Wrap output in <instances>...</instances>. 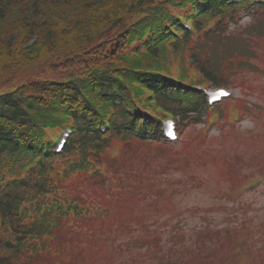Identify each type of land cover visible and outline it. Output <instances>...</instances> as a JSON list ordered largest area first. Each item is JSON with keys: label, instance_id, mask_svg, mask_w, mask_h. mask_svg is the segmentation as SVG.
Listing matches in <instances>:
<instances>
[{"label": "trees", "instance_id": "16d2710c", "mask_svg": "<svg viewBox=\"0 0 264 264\" xmlns=\"http://www.w3.org/2000/svg\"><path fill=\"white\" fill-rule=\"evenodd\" d=\"M190 12L199 13L198 34L217 25L197 40L188 33L178 40L173 31L184 32L180 15ZM263 54L264 0H0V264L77 263L97 241L99 231L88 224H108L117 216L110 204L122 175L116 164L125 163L128 153L163 144L143 112L151 107L149 93L181 124H199L208 114L205 98L183 86L182 64L192 59L206 82L221 85L228 72L245 71ZM107 120L112 139L121 143L120 159L107 153L114 141L98 133ZM144 122L150 131L140 139ZM67 124L77 135L66 157L96 154L95 162L107 161L110 170L107 176L70 175L68 186L94 213L50 225L58 213L42 215L45 199L56 187H68L60 183L58 159L44 152ZM180 144L178 149L191 147ZM36 158L40 173L27 175L24 167ZM31 195L45 201L38 212Z\"/></svg>", "mask_w": 264, "mask_h": 264}, {"label": "rangeland", "instance_id": "374dc122", "mask_svg": "<svg viewBox=\"0 0 264 264\" xmlns=\"http://www.w3.org/2000/svg\"><path fill=\"white\" fill-rule=\"evenodd\" d=\"M253 63L256 71L227 74L234 98L257 105L253 116L234 129L213 127L206 142L204 126H192L190 149L146 146L116 164L117 216L88 224L97 241L75 264H264V182L236 191L264 173V56Z\"/></svg>", "mask_w": 264, "mask_h": 264}]
</instances>
